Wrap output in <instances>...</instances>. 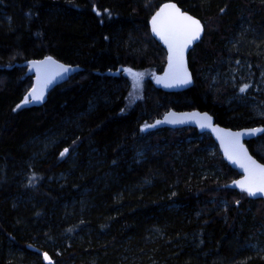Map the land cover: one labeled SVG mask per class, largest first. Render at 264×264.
I'll return each mask as SVG.
<instances>
[{"label":"trees","instance_id":"obj_1","mask_svg":"<svg viewBox=\"0 0 264 264\" xmlns=\"http://www.w3.org/2000/svg\"><path fill=\"white\" fill-rule=\"evenodd\" d=\"M166 2L204 27L193 85L134 100L122 71H163ZM44 57L80 70L31 105ZM170 109L264 127V0H0V264H264V202L209 134L148 129ZM246 144L264 163V133Z\"/></svg>","mask_w":264,"mask_h":264},{"label":"water","instance_id":"obj_2","mask_svg":"<svg viewBox=\"0 0 264 264\" xmlns=\"http://www.w3.org/2000/svg\"><path fill=\"white\" fill-rule=\"evenodd\" d=\"M148 23L152 37L167 54L165 67L153 78V84L169 93L187 90L193 85L188 55L203 37L201 21L179 5L166 2L151 15ZM24 65L34 75L33 85L26 95V101L31 105L43 104L51 89L65 83L80 70L53 57L30 60ZM164 128H194L209 134L222 158L239 174L232 183L233 187L245 191L252 200L264 202V190H261L264 189V163L250 152L246 144L263 135L262 125L231 129L215 123L207 111L170 109L148 125L150 131Z\"/></svg>","mask_w":264,"mask_h":264},{"label":"rangeland","instance_id":"obj_3","mask_svg":"<svg viewBox=\"0 0 264 264\" xmlns=\"http://www.w3.org/2000/svg\"><path fill=\"white\" fill-rule=\"evenodd\" d=\"M122 73L129 79L131 83L130 96H132L134 100L141 96L145 79L151 78L153 80L154 78V76L149 71H136L130 67L124 69Z\"/></svg>","mask_w":264,"mask_h":264},{"label":"snow or ice","instance_id":"obj_4","mask_svg":"<svg viewBox=\"0 0 264 264\" xmlns=\"http://www.w3.org/2000/svg\"><path fill=\"white\" fill-rule=\"evenodd\" d=\"M27 102V101H26ZM261 190H264V189H261Z\"/></svg>","mask_w":264,"mask_h":264},{"label":"bare ground","instance_id":"obj_5","mask_svg":"<svg viewBox=\"0 0 264 264\" xmlns=\"http://www.w3.org/2000/svg\"><path fill=\"white\" fill-rule=\"evenodd\" d=\"M28 93V92H27ZM27 95V94H26Z\"/></svg>","mask_w":264,"mask_h":264},{"label":"flooded vegetation","instance_id":"obj_6","mask_svg":"<svg viewBox=\"0 0 264 264\" xmlns=\"http://www.w3.org/2000/svg\"><path fill=\"white\" fill-rule=\"evenodd\" d=\"M249 142V141H248Z\"/></svg>","mask_w":264,"mask_h":264}]
</instances>
